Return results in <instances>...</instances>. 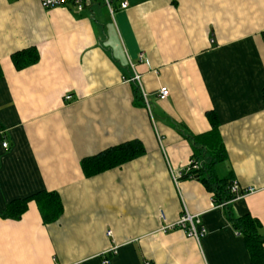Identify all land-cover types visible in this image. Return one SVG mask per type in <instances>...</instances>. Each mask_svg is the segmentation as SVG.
<instances>
[{
    "label": "crops",
    "instance_id": "0c3cea01",
    "mask_svg": "<svg viewBox=\"0 0 264 264\" xmlns=\"http://www.w3.org/2000/svg\"><path fill=\"white\" fill-rule=\"evenodd\" d=\"M108 1L76 13L0 0V212L43 191L63 204L53 223L35 201L0 217V264H251L226 209L181 176L187 137L210 131L213 111L227 153L217 175L255 190L229 211L264 234V0ZM30 47L38 63L17 71L10 56ZM131 141L142 156L84 175L82 160ZM185 211L199 241L166 228Z\"/></svg>",
    "mask_w": 264,
    "mask_h": 264
},
{
    "label": "trees",
    "instance_id": "16d2710c",
    "mask_svg": "<svg viewBox=\"0 0 264 264\" xmlns=\"http://www.w3.org/2000/svg\"><path fill=\"white\" fill-rule=\"evenodd\" d=\"M10 59L14 68L21 71L38 63L39 53L36 48L30 47L14 52ZM1 75L0 68V78ZM138 92L139 90L135 91V93ZM206 118L211 127L210 131L202 135L187 137L191 141L192 155L189 171H184L181 178L194 179L200 182L210 194L214 206H222L226 209L228 221L243 236L251 264H264V234L261 233V224L250 215L234 217L229 211V203L238 196L231 193L233 181L230 178H220L216 173V166L227 160V153L218 132L216 115L213 111H209L206 113ZM144 152V147L140 142H126L82 160L81 168L86 177H91L120 167L142 156ZM196 165L198 166L194 169ZM30 201H35L38 205L44 223L57 221L63 213V204L59 195L56 192L43 191L29 198L10 202L0 212V217L19 220L26 212Z\"/></svg>",
    "mask_w": 264,
    "mask_h": 264
},
{
    "label": "built area",
    "instance_id": "2783aa9c",
    "mask_svg": "<svg viewBox=\"0 0 264 264\" xmlns=\"http://www.w3.org/2000/svg\"><path fill=\"white\" fill-rule=\"evenodd\" d=\"M40 6L42 7V9L44 10H51V9H55V8H70L73 12L76 13H81L83 11H85L86 9L90 8L93 4L95 0H38ZM103 3L105 4V6L111 11V6L108 0H103ZM120 8L121 9H126L127 8V3L126 2H122L120 3ZM142 61H146V59L142 58ZM133 81H135L138 84V88H139V92L140 95L146 105V107H148V103L146 100V94L144 93V91L141 88L140 85V76L137 75L136 73L134 74ZM169 96V91L166 87H161L158 91L157 94V98L160 101H164L168 98ZM70 96H66L65 100L68 101L70 100ZM1 131H0V135H1ZM8 147L7 142H3L2 143V148L6 149ZM190 165V163H189ZM189 165L186 168V172L189 171ZM198 165L194 166V169L197 167ZM177 176L176 174L172 173V178L174 181H177ZM255 190L253 188H247L244 190H240L237 183L232 184L231 186V193L239 196H243L249 193H253ZM168 230L173 229V228H177V229H181L183 230L186 235L188 237L194 238L196 241H199V239L204 236L206 234V230L202 227L200 219L197 216L194 215H190L187 211H185L181 217L179 218V220L174 224V225H170L168 227H166ZM110 234V233H108ZM113 251L110 252V254H112ZM109 254V253H108ZM110 259L108 258H103L102 260V264H109ZM145 264H149V263H145Z\"/></svg>",
    "mask_w": 264,
    "mask_h": 264
}]
</instances>
